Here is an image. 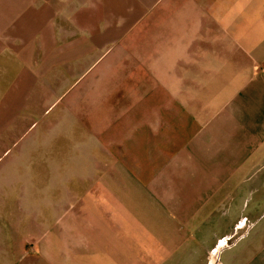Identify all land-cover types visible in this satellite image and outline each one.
<instances>
[{
    "label": "crops",
    "instance_id": "crops-1",
    "mask_svg": "<svg viewBox=\"0 0 264 264\" xmlns=\"http://www.w3.org/2000/svg\"><path fill=\"white\" fill-rule=\"evenodd\" d=\"M0 72V264H264V0H0Z\"/></svg>",
    "mask_w": 264,
    "mask_h": 264
},
{
    "label": "rangeland",
    "instance_id": "rangeland-1",
    "mask_svg": "<svg viewBox=\"0 0 264 264\" xmlns=\"http://www.w3.org/2000/svg\"><path fill=\"white\" fill-rule=\"evenodd\" d=\"M0 78H3L2 72H0ZM4 93L5 88L0 87V167H2L4 163L9 161L13 156L17 154V150L19 149V147H21L22 144L25 143L27 139H31L35 136L36 131L41 127L42 122L50 118L51 115L55 112H58L60 105L52 104L51 106H48L47 103L35 104L37 106V114L32 115L34 117L25 120V122L23 121L24 124L21 125L20 120H9L4 118V110L8 108L4 102V100H6V98L4 97ZM46 107L47 110L45 113H43L42 111ZM26 127L28 128L22 135V130ZM13 141L15 147L13 149L9 148L7 151H4L8 146L13 143ZM19 159L17 160V162H22V160ZM250 223L251 226H248L249 228L247 230V233L243 238H240L237 233V236L234 237L236 239L230 240V242L232 243V251L236 250V245L238 247H248L247 249H244L241 254H239V258L250 257L251 255H258L260 254V252L264 253V246L261 247L264 242V232L258 231L261 226L264 227V201L262 202V206L259 209L258 215L251 219ZM227 243H229L228 240ZM207 254L208 251H206V255ZM227 254L228 250H224L222 251L220 256L225 257V255Z\"/></svg>",
    "mask_w": 264,
    "mask_h": 264
}]
</instances>
